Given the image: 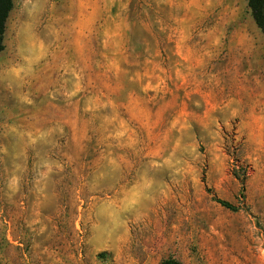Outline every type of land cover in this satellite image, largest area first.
Returning a JSON list of instances; mask_svg holds the SVG:
<instances>
[{"label":"rangeland","instance_id":"obj_1","mask_svg":"<svg viewBox=\"0 0 264 264\" xmlns=\"http://www.w3.org/2000/svg\"><path fill=\"white\" fill-rule=\"evenodd\" d=\"M3 45L0 264H264L247 0H13Z\"/></svg>","mask_w":264,"mask_h":264},{"label":"trees","instance_id":"obj_2","mask_svg":"<svg viewBox=\"0 0 264 264\" xmlns=\"http://www.w3.org/2000/svg\"><path fill=\"white\" fill-rule=\"evenodd\" d=\"M13 6V0H0V51L3 49V36L5 30V24ZM247 6L250 10L251 17L255 25L260 29H264V0H247ZM223 207L235 210L236 207L226 201L219 198L215 199ZM160 264H180L177 260L173 258H167L162 260Z\"/></svg>","mask_w":264,"mask_h":264}]
</instances>
